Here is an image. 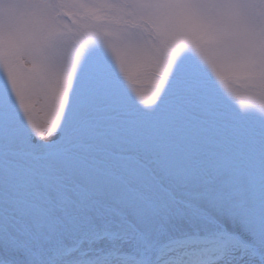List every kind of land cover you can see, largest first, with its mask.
<instances>
[{
	"label": "snow or ice",
	"instance_id": "snow-or-ice-1",
	"mask_svg": "<svg viewBox=\"0 0 264 264\" xmlns=\"http://www.w3.org/2000/svg\"><path fill=\"white\" fill-rule=\"evenodd\" d=\"M0 264H264V0H0Z\"/></svg>",
	"mask_w": 264,
	"mask_h": 264
}]
</instances>
